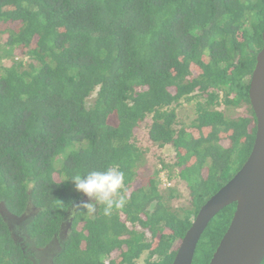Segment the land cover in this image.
Returning <instances> with one entry per match:
<instances>
[{
  "label": "trees",
  "instance_id": "trees-1",
  "mask_svg": "<svg viewBox=\"0 0 264 264\" xmlns=\"http://www.w3.org/2000/svg\"><path fill=\"white\" fill-rule=\"evenodd\" d=\"M263 33L264 0H0V264H40L55 241L53 264H140L146 252L142 264H172L253 149ZM182 102L197 116L177 130ZM166 146L183 208L177 187L159 190ZM108 167L125 173L124 207L71 211L91 201L68 178ZM235 211L209 223L193 264L210 263Z\"/></svg>",
  "mask_w": 264,
  "mask_h": 264
},
{
  "label": "water",
  "instance_id": "water-1",
  "mask_svg": "<svg viewBox=\"0 0 264 264\" xmlns=\"http://www.w3.org/2000/svg\"><path fill=\"white\" fill-rule=\"evenodd\" d=\"M250 102L256 118L251 154L226 186L203 205L180 241L172 264H193L209 223L227 206L236 204L231 224L209 264H262L264 261V33L263 47L250 80ZM3 214L13 217L2 207Z\"/></svg>",
  "mask_w": 264,
  "mask_h": 264
},
{
  "label": "clouds",
  "instance_id": "clouds-1",
  "mask_svg": "<svg viewBox=\"0 0 264 264\" xmlns=\"http://www.w3.org/2000/svg\"><path fill=\"white\" fill-rule=\"evenodd\" d=\"M69 179L73 182L75 190L84 194L91 201H82L79 204H74L71 206V211L86 209V214L93 215L96 213L97 206L100 205L103 206V214L110 216L113 209H121L126 204L125 173L119 170L118 167L77 173L71 175ZM158 182L160 185L159 172Z\"/></svg>",
  "mask_w": 264,
  "mask_h": 264
},
{
  "label": "rangeland",
  "instance_id": "rangeland-1",
  "mask_svg": "<svg viewBox=\"0 0 264 264\" xmlns=\"http://www.w3.org/2000/svg\"><path fill=\"white\" fill-rule=\"evenodd\" d=\"M19 57V55H18ZM17 57V58H18ZM181 106L176 108V111H177V114H178V123L176 125V129L179 130L181 129L182 127L184 126H189L195 119H196V116H197V113H196V102H192V103H186V102H182L180 104ZM245 110L243 109H238L236 110L235 112V117L240 114L244 115L245 114ZM234 116V115H232ZM152 118V117H151ZM151 118L149 117L148 118V123L150 124L151 123ZM137 144L140 148H142L143 150H146L147 148H149V143H148V139H147V135H146V132L142 131V133L139 134V136L137 137ZM224 145L226 143H223ZM155 150V148H154ZM159 158L162 159L164 162L161 163L160 165H158V168L160 166H162L163 164L166 165V166H169V168H167V172L170 176V179H171V183H172V186L169 188V189H172V188H176L178 189V191L180 192V195H181V198L177 199L175 202H173V206L174 208H183V207H186L187 204H186V198H188V192L185 188L184 185L182 184H179L178 186L176 185V181L172 178V166L173 164L175 163V157H176V152H175V149L173 146H166L164 148H162L160 150V153H159ZM148 159H149V162H150V169H148V173L145 171V177L146 178H149L151 176H153V165H152V160L150 158V155L147 156ZM157 168V169H158ZM157 171V170H156ZM158 178V177H157ZM141 179H137V181H135V183L131 186V189L134 187H139L141 184H144V183H141ZM158 182V181H157ZM146 185V183L144 184ZM159 185V183H158ZM159 190L162 192V194L165 193L166 190H169L168 188L166 189L165 187H163L161 184L159 185ZM192 219L194 220V217H192ZM179 243L178 242V245L177 247L179 246ZM147 258V252L143 254V256L141 257V259H139L138 263L142 264L144 262V260Z\"/></svg>",
  "mask_w": 264,
  "mask_h": 264
},
{
  "label": "flooded vegetation",
  "instance_id": "flooded-vegetation-1",
  "mask_svg": "<svg viewBox=\"0 0 264 264\" xmlns=\"http://www.w3.org/2000/svg\"><path fill=\"white\" fill-rule=\"evenodd\" d=\"M14 220V219H13ZM71 226L69 223L66 224V227H63L62 229V235L67 236L69 230H70ZM59 249V242L55 241L54 244H50V246H47L45 248L42 249H38L37 250V256L38 259L40 260V264H53V259L52 257H54V252L55 250Z\"/></svg>",
  "mask_w": 264,
  "mask_h": 264
},
{
  "label": "built area",
  "instance_id": "built-area-1",
  "mask_svg": "<svg viewBox=\"0 0 264 264\" xmlns=\"http://www.w3.org/2000/svg\"><path fill=\"white\" fill-rule=\"evenodd\" d=\"M159 181L165 188H170L172 186L171 179L167 170L161 166L159 167Z\"/></svg>",
  "mask_w": 264,
  "mask_h": 264
}]
</instances>
